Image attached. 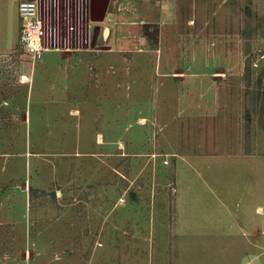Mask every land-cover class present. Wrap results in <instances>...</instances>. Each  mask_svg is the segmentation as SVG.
I'll return each instance as SVG.
<instances>
[{
  "label": "rangeland",
  "instance_id": "1",
  "mask_svg": "<svg viewBox=\"0 0 264 264\" xmlns=\"http://www.w3.org/2000/svg\"><path fill=\"white\" fill-rule=\"evenodd\" d=\"M32 1L70 51L0 67V264H264V0Z\"/></svg>",
  "mask_w": 264,
  "mask_h": 264
},
{
  "label": "built area",
  "instance_id": "2",
  "mask_svg": "<svg viewBox=\"0 0 264 264\" xmlns=\"http://www.w3.org/2000/svg\"><path fill=\"white\" fill-rule=\"evenodd\" d=\"M31 30L38 33V42L42 44L40 21L35 15V3L32 0H19L17 42L13 50L0 53V67L3 66L7 71H10L16 86H30L32 84L35 63L44 53L32 46ZM27 56L28 60L19 59V57Z\"/></svg>",
  "mask_w": 264,
  "mask_h": 264
},
{
  "label": "crops",
  "instance_id": "3",
  "mask_svg": "<svg viewBox=\"0 0 264 264\" xmlns=\"http://www.w3.org/2000/svg\"><path fill=\"white\" fill-rule=\"evenodd\" d=\"M19 0H0V52L12 49L18 39Z\"/></svg>",
  "mask_w": 264,
  "mask_h": 264
},
{
  "label": "bare ground",
  "instance_id": "4",
  "mask_svg": "<svg viewBox=\"0 0 264 264\" xmlns=\"http://www.w3.org/2000/svg\"><path fill=\"white\" fill-rule=\"evenodd\" d=\"M108 31H109V28L108 27H105L104 28V34L106 35L108 33ZM31 33H32V39H33L32 46L35 49L41 50L44 53H50V52H55V51H57V52H59V51H70L69 48H66V49L62 50L60 48H51L49 46H43L42 44H40L38 42V40H39L38 33L37 32H34L32 30H31Z\"/></svg>",
  "mask_w": 264,
  "mask_h": 264
},
{
  "label": "water",
  "instance_id": "5",
  "mask_svg": "<svg viewBox=\"0 0 264 264\" xmlns=\"http://www.w3.org/2000/svg\"><path fill=\"white\" fill-rule=\"evenodd\" d=\"M104 16H105V7L101 8V10L99 11L97 17L92 16V19L100 20L101 21V20L104 19Z\"/></svg>",
  "mask_w": 264,
  "mask_h": 264
}]
</instances>
